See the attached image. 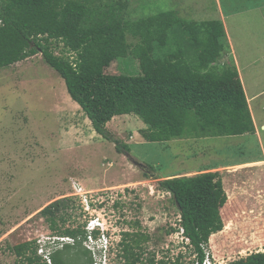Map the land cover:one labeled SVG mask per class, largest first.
I'll return each instance as SVG.
<instances>
[{
    "label": "rangeland",
    "instance_id": "obj_1",
    "mask_svg": "<svg viewBox=\"0 0 264 264\" xmlns=\"http://www.w3.org/2000/svg\"><path fill=\"white\" fill-rule=\"evenodd\" d=\"M166 11H177L188 21L224 23L229 49L221 61L240 69L258 132L153 143L143 138L147 125L133 114L109 122L113 139L107 140L94 130L42 53L0 69V264H18L12 248L26 242H41L49 256L63 247L47 243L58 235L41 214L63 198L71 202L61 215L65 224H57L61 230H86L92 214L114 221L110 236L115 248L103 257L88 250L93 264H125L118 242L133 231L154 234L161 258L180 213L159 182L205 172L221 174L228 197L221 210L225 226L206 245L211 254L231 264L264 252V163L257 164L264 161V0H132L128 17L136 21ZM131 60L113 62L106 73L138 76L139 63ZM117 141L125 152L118 151ZM137 161L154 167L155 176H147L135 166ZM75 183L90 196L104 198L98 213L86 215L74 195ZM126 222H138L140 228ZM87 245L92 244L83 239L82 248ZM142 258L137 264H144L146 255ZM187 259L180 264H190Z\"/></svg>",
    "mask_w": 264,
    "mask_h": 264
},
{
    "label": "trees",
    "instance_id": "obj_2",
    "mask_svg": "<svg viewBox=\"0 0 264 264\" xmlns=\"http://www.w3.org/2000/svg\"><path fill=\"white\" fill-rule=\"evenodd\" d=\"M131 3L0 0V69L42 53L94 130L107 140L113 139L107 124L117 116L133 114L147 125L141 131L143 138L153 143L189 136L255 134L238 68L221 61L229 49L224 23L188 21L177 11L133 21L128 17ZM131 59L139 63L138 76L106 73L113 62L132 63ZM121 145L118 142V151L125 152ZM159 188L171 195L185 234L202 261L201 246L208 245L213 233L225 226L221 210L228 197L221 174L167 176ZM70 202L56 200L41 212L50 219L54 233L72 237L76 243L55 250L50 255L52 264H92L90 252L82 248L86 231L57 226L59 221L65 224L62 216ZM37 249L34 241L14 246L12 251L18 264H48ZM125 257L129 260L127 254ZM231 264H264V252Z\"/></svg>",
    "mask_w": 264,
    "mask_h": 264
},
{
    "label": "built area",
    "instance_id": "obj_3",
    "mask_svg": "<svg viewBox=\"0 0 264 264\" xmlns=\"http://www.w3.org/2000/svg\"><path fill=\"white\" fill-rule=\"evenodd\" d=\"M74 189H76V195L80 198V204L84 208L85 212L88 214H92V210L98 213V209L101 208L105 204L104 198H95V196H90V192H83V188L80 184H74ZM95 213V212H94ZM106 215V214H105ZM97 220L100 225L103 226L102 233H103V240L105 248L108 249L112 242L111 237L107 236V233L110 231V225H113V220L110 217H104L99 215ZM181 217L179 219V224L175 226L174 233L171 232L168 235L166 248H163L162 257L160 258L161 261H165L167 264H180L184 260H188L187 256H189L190 264H227L225 262H220L217 260L209 251L206 245H202V251L204 254V259L202 261L199 260V253L195 246L193 245L191 239L185 234V229L181 225ZM95 221H90L91 230L94 228ZM69 242H72L73 239L66 238ZM88 241L92 245H87V249L95 252V248L93 247V236L90 235L88 237ZM54 240L52 241V243ZM38 247V255L42 257L43 261H46L48 264H52L51 257L47 253V248L39 242ZM56 245V244H53ZM170 251V253L168 252Z\"/></svg>",
    "mask_w": 264,
    "mask_h": 264
},
{
    "label": "flooded vegetation",
    "instance_id": "obj_4",
    "mask_svg": "<svg viewBox=\"0 0 264 264\" xmlns=\"http://www.w3.org/2000/svg\"><path fill=\"white\" fill-rule=\"evenodd\" d=\"M151 175H155L153 171L150 169ZM128 225H131L133 228L134 226L137 228H140V225L138 222L131 223L126 222ZM56 237H68V236H56ZM120 247L123 249L124 253L127 254L129 260L125 264H137L141 261H143V256L146 255V258L144 260V264H167L165 261H161L159 258L160 251L155 248L156 245V239L154 234L150 232H126L124 234L123 238H121L119 242ZM161 245V244H160ZM158 247V246H157ZM88 250V249H87ZM93 264V263H92Z\"/></svg>",
    "mask_w": 264,
    "mask_h": 264
},
{
    "label": "clouds",
    "instance_id": "obj_5",
    "mask_svg": "<svg viewBox=\"0 0 264 264\" xmlns=\"http://www.w3.org/2000/svg\"><path fill=\"white\" fill-rule=\"evenodd\" d=\"M147 167H148V165H146ZM149 169V168H148ZM154 173V172H153ZM148 174V173H147ZM150 176H152L151 174H149ZM77 197V196H76ZM79 198V197H78ZM79 201H80V198H79ZM84 209V208H83ZM84 212H85V210H84ZM86 213V215H89V217H90V214H88L87 212H85ZM95 213H97V212H95ZM98 217V216H97ZM181 217V216H180ZM86 218H88V217H86ZM95 221V223H94V228L91 230V225H90V222L88 223V226L86 227V228H84V229H86L85 231H86V233H87V236H86V239H85V242H89L88 241V237L90 236V235H92L93 236V239H94V242H93V247H94V245H95V252L93 253L92 251H90L92 254H100L102 257H103V255H104V251H108L110 248H115V244L112 242V239H111V242H112V244H111V246L108 248V249H106L105 248V245H104V240H103V233H102V229H103V226L102 225H100L99 224V222H98V220H97V218H95V216H94V214H92V216H91V220L90 221ZM182 222V221H181ZM107 236H109V237H111L110 236V231L107 233ZM66 238H71V239H73L72 237H66ZM66 238H64V237H54V242L52 243L51 241H53V240H48L49 242H47L50 246H52L53 244H59V245H62L63 247L64 246H67V245H72V243L74 242V240H73V242H69L68 240H66ZM119 243V242H118ZM117 243V244H118ZM64 244V245H63ZM100 244H101V246H100ZM37 246L39 247V245L37 244ZM62 247V248H63ZM87 248V247H86ZM57 249H59V248H57ZM38 250V249H37ZM116 252H118V250H116ZM164 262V261H163Z\"/></svg>",
    "mask_w": 264,
    "mask_h": 264
},
{
    "label": "water",
    "instance_id": "obj_6",
    "mask_svg": "<svg viewBox=\"0 0 264 264\" xmlns=\"http://www.w3.org/2000/svg\"><path fill=\"white\" fill-rule=\"evenodd\" d=\"M134 164H135V166H137L139 169H141V170H143L144 172L150 174V171H148L149 169H148V167H147L145 164H143V163H141V162H139V161L134 162ZM152 176H155V175H152Z\"/></svg>",
    "mask_w": 264,
    "mask_h": 264
},
{
    "label": "crops",
    "instance_id": "obj_7",
    "mask_svg": "<svg viewBox=\"0 0 264 264\" xmlns=\"http://www.w3.org/2000/svg\"><path fill=\"white\" fill-rule=\"evenodd\" d=\"M238 71H239V73H240V69L238 68ZM240 77H241V73H240ZM241 80H242V78H241ZM243 83V82H242ZM245 89V88H244ZM248 102H249V107H250V103H251V99H248ZM252 108V107H251ZM251 108H250V110H251ZM251 113H252V110H251ZM252 116H253V114H252ZM253 120H254V116H253ZM254 123H255V121H254ZM255 127H256V123H255ZM258 132V129H257V127H256V133ZM262 163H264V161L263 162H258L257 164H262ZM254 164H256V163H254ZM229 168H232V167H229ZM229 198H230V196H229Z\"/></svg>",
    "mask_w": 264,
    "mask_h": 264
},
{
    "label": "bare ground",
    "instance_id": "obj_8",
    "mask_svg": "<svg viewBox=\"0 0 264 264\" xmlns=\"http://www.w3.org/2000/svg\"><path fill=\"white\" fill-rule=\"evenodd\" d=\"M212 236H213V235H212ZM212 236H211V237H212ZM211 242L213 243V238H211Z\"/></svg>",
    "mask_w": 264,
    "mask_h": 264
}]
</instances>
